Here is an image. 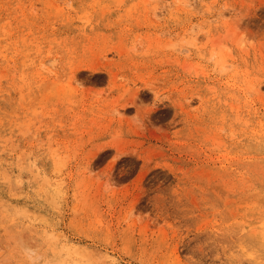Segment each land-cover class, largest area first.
<instances>
[{
	"label": "rangeland",
	"instance_id": "1",
	"mask_svg": "<svg viewBox=\"0 0 264 264\" xmlns=\"http://www.w3.org/2000/svg\"><path fill=\"white\" fill-rule=\"evenodd\" d=\"M10 138L69 158L73 264H264V0H0ZM8 205L48 214L4 188L0 246L33 226Z\"/></svg>",
	"mask_w": 264,
	"mask_h": 264
},
{
	"label": "clouds",
	"instance_id": "2",
	"mask_svg": "<svg viewBox=\"0 0 264 264\" xmlns=\"http://www.w3.org/2000/svg\"><path fill=\"white\" fill-rule=\"evenodd\" d=\"M14 132L22 140L37 139L31 121H19L14 126ZM8 143L17 155L6 166L0 159V191L6 188L8 195L16 199H23L27 192L30 200L38 202L48 214L36 213L34 217L31 207L12 209L8 205L18 221L32 220L33 226L28 230L30 234L14 233L6 245L0 246V264H73L67 250L61 246L53 218L67 196L63 172L69 158L60 155L58 150L55 155H49L51 147L42 140L35 149L22 148L11 138ZM47 160L52 162L51 172L43 166L42 162ZM77 264L80 262L77 261Z\"/></svg>",
	"mask_w": 264,
	"mask_h": 264
},
{
	"label": "bare ground",
	"instance_id": "3",
	"mask_svg": "<svg viewBox=\"0 0 264 264\" xmlns=\"http://www.w3.org/2000/svg\"><path fill=\"white\" fill-rule=\"evenodd\" d=\"M97 66V65H96ZM86 68V67H85ZM92 70H95L96 69V67L95 66H92V67H90ZM97 71V70H96ZM123 106V105H122ZM75 248H76V246H75ZM72 251V250H71ZM75 251V250H74Z\"/></svg>",
	"mask_w": 264,
	"mask_h": 264
}]
</instances>
